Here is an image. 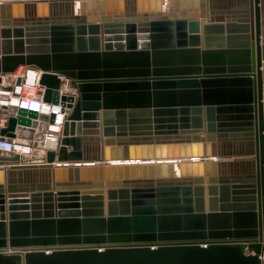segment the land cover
Here are the masks:
<instances>
[{
    "label": "water",
    "instance_id": "1",
    "mask_svg": "<svg viewBox=\"0 0 264 264\" xmlns=\"http://www.w3.org/2000/svg\"><path fill=\"white\" fill-rule=\"evenodd\" d=\"M21 66L65 119L0 131V264H264V0H0Z\"/></svg>",
    "mask_w": 264,
    "mask_h": 264
},
{
    "label": "built area",
    "instance_id": "2",
    "mask_svg": "<svg viewBox=\"0 0 264 264\" xmlns=\"http://www.w3.org/2000/svg\"><path fill=\"white\" fill-rule=\"evenodd\" d=\"M32 77L28 78V72ZM41 72L32 67L21 66L13 73L0 75V131L6 127L8 118L20 108L36 111L41 114H55L52 124H49L45 131L44 138L38 142V148L48 150L46 140L55 141L57 148L61 136L62 125L65 113L61 112L60 105H54L44 101V88L40 84ZM60 86V95L76 97L77 88L71 80L63 75H57ZM4 106L8 109L3 111ZM0 150L15 152L18 154L31 153L32 147L17 144L14 140L7 141L0 139ZM25 150V151H24Z\"/></svg>",
    "mask_w": 264,
    "mask_h": 264
},
{
    "label": "bare ground",
    "instance_id": "3",
    "mask_svg": "<svg viewBox=\"0 0 264 264\" xmlns=\"http://www.w3.org/2000/svg\"><path fill=\"white\" fill-rule=\"evenodd\" d=\"M32 72H33V71L28 72V74H27L28 78H31V77H32ZM4 108H5V109H8L7 106H4ZM46 144H47V146L49 147V149H55V141H52L51 139H48V140H46ZM24 151H25V150H24ZM26 154H28V153H26ZM29 154H30V153H29ZM21 155H22V154H21Z\"/></svg>",
    "mask_w": 264,
    "mask_h": 264
}]
</instances>
